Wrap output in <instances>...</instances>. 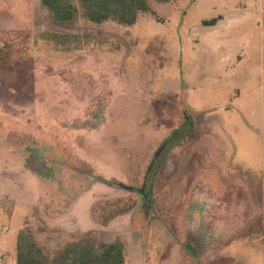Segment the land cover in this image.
<instances>
[{"label":"rangeland","instance_id":"obj_1","mask_svg":"<svg viewBox=\"0 0 264 264\" xmlns=\"http://www.w3.org/2000/svg\"><path fill=\"white\" fill-rule=\"evenodd\" d=\"M147 1L127 26L0 0V264L19 235L50 260L121 240L125 264H264V1Z\"/></svg>","mask_w":264,"mask_h":264},{"label":"trees","instance_id":"obj_2","mask_svg":"<svg viewBox=\"0 0 264 264\" xmlns=\"http://www.w3.org/2000/svg\"><path fill=\"white\" fill-rule=\"evenodd\" d=\"M159 1L166 3L170 0ZM42 5L49 11L53 21L61 25H72L79 17H83L96 24L115 21L119 24L132 26L136 24L140 11H151L147 0H42ZM215 23L216 19H212L206 24L213 25ZM186 135L190 136V131H184L176 138L179 141ZM175 143H170L167 149L162 152L157 159L158 164L162 160L163 154L171 150ZM156 163L155 167L158 166ZM25 241L26 239L19 235L17 264H125L126 262V246L121 240L102 242L98 247L91 243L73 244L64 248L56 256L57 259L52 260L46 255L42 256L36 252L34 243L32 249L34 251L24 252Z\"/></svg>","mask_w":264,"mask_h":264},{"label":"crops","instance_id":"obj_3","mask_svg":"<svg viewBox=\"0 0 264 264\" xmlns=\"http://www.w3.org/2000/svg\"><path fill=\"white\" fill-rule=\"evenodd\" d=\"M259 1L261 2L262 0H259ZM257 2H258L257 0H245L244 1V3H247L248 5H250V4L253 5V6L250 5L249 7H257V5H258ZM247 4H245L246 7H248ZM202 20L206 21L207 19H202ZM237 20H239V19H235V20H231V21L236 22ZM220 22H221V20L220 21H217L216 20V23L215 24L208 25L207 26L208 29L207 30H204L205 33L203 34V41H206L208 43H211L216 48L214 50L215 52L218 51V50L220 51L221 46L223 44H228L227 40H224V39H226V33L223 34L221 32V31H223V30H221V27H224V30L226 31L227 28H228V24L226 26L224 24H222L220 27H218V25L220 24ZM247 39H249L248 36H245V40H247ZM238 58L241 59L240 61H243V57L242 56L241 57H238ZM222 59L225 60V61H228V60H230V57H228V55L225 53L222 56ZM17 241H18V239H17ZM1 248H3V247H2V244L0 243V249ZM9 258H10V254H8L6 252H4L2 254V260L7 261V260H9ZM12 264H17V258L15 260H12Z\"/></svg>","mask_w":264,"mask_h":264},{"label":"flooded vegetation","instance_id":"obj_4","mask_svg":"<svg viewBox=\"0 0 264 264\" xmlns=\"http://www.w3.org/2000/svg\"><path fill=\"white\" fill-rule=\"evenodd\" d=\"M165 150V149H164Z\"/></svg>","mask_w":264,"mask_h":264}]
</instances>
